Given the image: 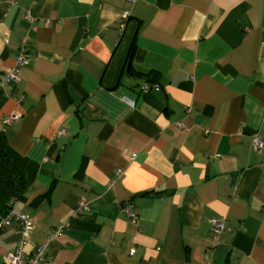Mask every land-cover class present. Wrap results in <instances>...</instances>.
I'll return each mask as SVG.
<instances>
[{"label":"crops","instance_id":"1","mask_svg":"<svg viewBox=\"0 0 264 264\" xmlns=\"http://www.w3.org/2000/svg\"><path fill=\"white\" fill-rule=\"evenodd\" d=\"M0 131L25 257L61 225L42 264H264V0H0Z\"/></svg>","mask_w":264,"mask_h":264},{"label":"built area","instance_id":"2","mask_svg":"<svg viewBox=\"0 0 264 264\" xmlns=\"http://www.w3.org/2000/svg\"><path fill=\"white\" fill-rule=\"evenodd\" d=\"M126 1L136 2L137 0H126ZM129 16H130L129 12H123L122 13L123 21L125 22ZM27 43H28V37H25L20 44L14 67L11 68V70L7 74L4 75V81L6 83L16 82L20 68L27 65V62H28L27 61V58H28ZM150 89H151L150 85L146 83L142 87V93H147L150 91ZM130 104L133 105V102L130 101ZM189 110L190 109L187 108V111ZM17 118L18 117L16 115L12 116L6 119L4 121V124H6L7 122L11 120H15ZM59 135H63V130L59 132ZM262 145H263L262 141L258 137H255L253 141V148L255 150H260ZM85 204H86L85 201L81 200L79 202L78 211L85 209ZM123 208H124L126 215L132 221L137 219V213L128 204H125ZM14 223L17 224L18 228L20 229V234L22 235L21 243L19 244V248L16 252L7 254L6 264H42L45 260L46 249L48 247L49 242L57 238L62 233L63 227L61 225L58 226L56 230L49 236V238L47 239L45 243L37 246L34 252L29 257H25L22 247L24 245L25 237L29 234L31 230L32 222L29 216L25 214L17 213L15 210H13L10 212V214L5 219L0 220V232L5 228L11 227L12 224ZM210 224L212 227L211 233H210L211 239L217 242L220 235L224 232L225 226L222 222L218 220H211Z\"/></svg>","mask_w":264,"mask_h":264},{"label":"trees","instance_id":"3","mask_svg":"<svg viewBox=\"0 0 264 264\" xmlns=\"http://www.w3.org/2000/svg\"><path fill=\"white\" fill-rule=\"evenodd\" d=\"M27 163L9 145L0 131V220L5 219L17 203L26 201L30 182Z\"/></svg>","mask_w":264,"mask_h":264},{"label":"water","instance_id":"4","mask_svg":"<svg viewBox=\"0 0 264 264\" xmlns=\"http://www.w3.org/2000/svg\"><path fill=\"white\" fill-rule=\"evenodd\" d=\"M148 81H146V83H147Z\"/></svg>","mask_w":264,"mask_h":264}]
</instances>
